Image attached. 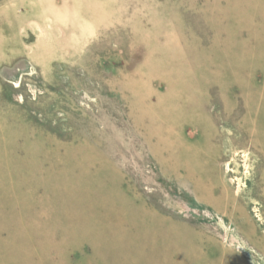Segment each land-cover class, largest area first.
I'll list each match as a JSON object with an SVG mask.
<instances>
[{
  "label": "rangeland",
  "instance_id": "obj_1",
  "mask_svg": "<svg viewBox=\"0 0 264 264\" xmlns=\"http://www.w3.org/2000/svg\"><path fill=\"white\" fill-rule=\"evenodd\" d=\"M0 264H264V0H0Z\"/></svg>",
  "mask_w": 264,
  "mask_h": 264
}]
</instances>
